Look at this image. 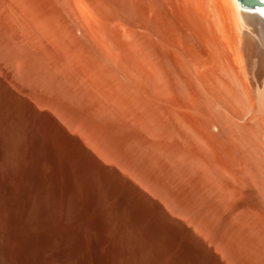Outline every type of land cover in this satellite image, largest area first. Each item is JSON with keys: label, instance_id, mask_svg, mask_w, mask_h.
<instances>
[{"label": "bare ground", "instance_id": "bare-ground-1", "mask_svg": "<svg viewBox=\"0 0 264 264\" xmlns=\"http://www.w3.org/2000/svg\"><path fill=\"white\" fill-rule=\"evenodd\" d=\"M109 82L150 137L104 127ZM72 133L93 151L69 152ZM58 182L82 209L80 256L66 264H264V5L0 0V264H20L8 191L32 198Z\"/></svg>", "mask_w": 264, "mask_h": 264}, {"label": "rangeland", "instance_id": "rangeland-1", "mask_svg": "<svg viewBox=\"0 0 264 264\" xmlns=\"http://www.w3.org/2000/svg\"><path fill=\"white\" fill-rule=\"evenodd\" d=\"M88 8L90 9V11L88 10ZM84 9L87 10L86 13H87L88 17H90L92 14V13H90V12H92V8L90 7V4L85 2ZM255 9L256 8H254L253 10L256 11ZM248 10H250V9H248ZM117 11L119 13L118 18L120 21H122V24H120V21L118 23L120 24V26H122L123 21H124L125 26H126L127 20H130L128 18L129 15L127 16L128 13H123L120 7ZM125 14L127 17L124 20L122 18H125ZM119 15H120V17H119ZM120 26H119V28L120 29L122 28V30H119V31H121V33H123L126 28L123 31V27H120ZM190 80L193 81V78ZM173 81H174V79H173ZM177 81H178V79H176V81H174V82H177ZM194 81H195V79H194ZM180 82H182V81L179 80L178 83H180ZM189 82H191V81H189ZM194 83L195 82H193L192 85ZM102 84H103V82H102ZM105 84H107V83L104 82L103 85H105ZM108 84H110V82ZM112 86L115 87V89L117 87V86H114L113 82L109 86L110 89H112V90H110V89L105 90V88L103 89L101 87L102 96H105L103 94L109 90H110V92L109 93L107 92V97H109V95H111L113 92H115V94H116V98L114 100H113V98L115 97V94L112 95L113 97H111V96H110L111 98L109 97L110 100H108L109 98H107V97L106 98L104 97L106 100L104 98H101V101H102L101 104H104L103 108L105 110V114H103V116L108 119L106 121L111 120V123H108V124L105 123V121H103V123L107 124V125L104 124V127H108V128H110V127L111 128L122 127L125 131L127 130V133H129L130 135H134V133H135L134 137L135 136L137 138H140V136H142L141 138L150 137V134L147 133L148 131H146V128L142 124L141 119L139 118L140 121L137 119L139 117L138 114L136 115L137 111L131 106H130L131 108H129V103L125 99L123 100V96L121 97V99H122V102L123 101L125 102V104L123 103L122 105L123 106L125 105L126 108L124 107L125 109L124 108L118 109L117 106L121 105V103L118 104V101H121V99H119L120 96L117 93L120 94L121 91H120V89L119 90L116 89V91H114ZM194 88H195V86H194ZM121 94H122V92H121ZM117 95L119 96L118 98H117ZM115 100H118V101H115ZM115 102L118 104L117 106H116ZM106 104H110L111 106L108 107ZM103 108L101 106L102 110H103ZM107 108H110V111H107V110H109ZM130 110H131V113L128 114L130 112ZM126 112H128V113H126ZM134 112H135V115H134ZM102 113H104V112L102 111ZM125 114L129 115V116H126ZM132 116L133 117L135 116V118H133ZM136 116H138V117H136ZM104 117L102 118V120H105ZM112 121H113L114 125L112 124ZM114 121H115V123H117V125H115ZM118 123L119 124L122 123V124L119 125ZM125 124L126 125L128 124V125L125 126ZM128 126H130V127H128ZM124 127H127V128H124ZM139 132H140V134H139ZM137 133H138V135H137ZM72 134L73 135H71V134L67 135L70 138L65 137V139H64V143L66 140V148L69 147L68 148L69 150L67 149L69 152L70 151L73 152L78 147H79V149H80V147L86 148L89 152L93 151L92 148L81 137H79V135H77V133L76 134L72 133ZM69 135H71V136H69ZM113 143L114 142H112V147H110L111 142L108 144V146H107V144H104V147L107 148V150H110L111 153H114V155L115 154L121 155L122 151L119 150L120 148L118 147V144H116V143L113 144ZM73 144L76 145L74 147L75 149L73 148V146H74ZM70 148L73 150H70ZM72 152L70 154H72ZM93 156L95 157V159L97 160V162L101 166L115 171L116 174H118L117 177H119L121 180H125L126 182L130 183L133 186L135 185V187L139 186L138 177L130 169H128L124 166H121L122 165L121 163H119V162L116 163V161H110L108 163V162L104 161L103 159H101L99 156H97L95 153ZM114 162H115V164H114ZM85 167L86 166L81 165L82 171H85V172H83V175L85 173L87 174L86 171H88L86 169L87 167L86 168ZM21 168H22V166H21ZM129 170H130L131 174L129 173ZM128 177H131V178H128ZM85 178H86V176H85ZM58 184L56 186L52 185L50 187V188H52V191H51V189H49L50 192L47 190L48 193L47 192L42 193V195L32 197V198H26L25 196H23L19 192L14 193V191L11 192L7 188V191L8 190L10 191V192L8 191V193H10L12 196L9 194H6V195H8L6 208L8 210V213L10 212L9 215L11 216L12 220L14 219V216H15V219L17 221L19 220L18 222H20V225L22 228V229L20 228L21 234L18 237L19 239L12 244V247H11L12 249L9 252V257L13 260H15L17 258L19 260L20 264H27V263L30 264V261H32L31 262L32 264H47L48 261H50V260L51 261L53 260L52 263H54V264H66L67 261L71 258L79 259L78 257L80 256V252H81V248H82V241L80 238L81 227H82V216H81L82 215V211H81L82 209H79V207L72 202L73 200L71 201L72 197L70 198V200L68 199L69 196H67L66 190H65L67 183L66 182H62V183L58 182ZM142 189L143 188H140V191H142L143 193L145 192V194H147L145 189H143V190ZM147 195H149V197L152 198V200L155 201L156 203H158L159 205H161V206L164 205L162 203V201L160 200V198L152 196L150 194H147ZM10 199H12V200H10ZM67 203H68V205H67ZM163 208H165V207L163 206ZM167 212H169V211L167 210ZM170 213H169V215H171L175 218L178 216L179 218L177 217L178 218L177 220H179L181 223H183V225H185L187 228H190L189 230L195 234V225L191 223V221L189 220V218L185 214H180V213L179 214H170ZM185 218H188V220H186ZM56 229H57V231H56ZM75 229H77V230H75ZM15 247L18 249H15ZM16 250L19 252V254ZM51 255H52V258H51ZM22 259H23V261H22ZM55 260H57V261L55 262Z\"/></svg>", "mask_w": 264, "mask_h": 264}, {"label": "water", "instance_id": "water-1", "mask_svg": "<svg viewBox=\"0 0 264 264\" xmlns=\"http://www.w3.org/2000/svg\"><path fill=\"white\" fill-rule=\"evenodd\" d=\"M239 2L242 5L251 6V7H258L264 5V3L261 2L260 0H239Z\"/></svg>", "mask_w": 264, "mask_h": 264}]
</instances>
